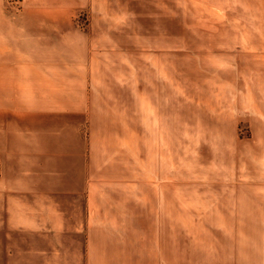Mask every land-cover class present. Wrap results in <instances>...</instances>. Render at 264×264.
<instances>
[{"label":"rangeland","instance_id":"1","mask_svg":"<svg viewBox=\"0 0 264 264\" xmlns=\"http://www.w3.org/2000/svg\"><path fill=\"white\" fill-rule=\"evenodd\" d=\"M7 131L3 212L18 196L48 214L50 178L51 216H130L147 264H246L264 244V0H0Z\"/></svg>","mask_w":264,"mask_h":264},{"label":"crops","instance_id":"2","mask_svg":"<svg viewBox=\"0 0 264 264\" xmlns=\"http://www.w3.org/2000/svg\"><path fill=\"white\" fill-rule=\"evenodd\" d=\"M7 133L8 131L6 134H0V151L7 152L14 148L13 145H16L13 137L7 138ZM6 154L12 156L10 152ZM5 167L6 165L4 169ZM45 169L46 177L49 178L51 169L48 165ZM7 171V169L3 171L2 175L12 178V181L16 178L18 181V177L22 175V173L11 175ZM58 174L64 175L61 181L67 179L64 169L63 173ZM16 180L12 182V185H6L3 188L7 197L9 193L21 191L14 184ZM42 185V207L48 213L42 217L20 216L18 196L14 197V204L12 199L6 202L5 212L0 204V240H15L14 243L9 244V247L0 243V264H4V260L5 264H147L146 253L142 252L143 248L136 246L138 238L132 235L130 216L94 214L93 209H90L85 216L80 212L74 215L67 214L66 211H60L58 215L51 216L50 178L46 184ZM24 191L32 193L35 190L27 188ZM56 191L63 192L65 195L79 194L82 191V185L63 187ZM258 213L260 215V211ZM121 222L122 225H120ZM262 233L260 238L264 240V232ZM19 240L25 242L19 243ZM221 254L218 252L211 256L210 264H244V261L232 262L228 258H223ZM3 255L6 256L3 257ZM246 255L248 257L246 264H264V244L262 247L255 246L250 252L246 251ZM257 255L262 257L255 258Z\"/></svg>","mask_w":264,"mask_h":264}]
</instances>
